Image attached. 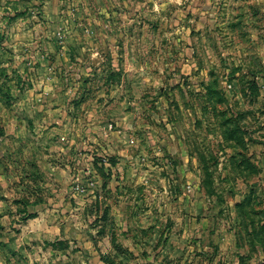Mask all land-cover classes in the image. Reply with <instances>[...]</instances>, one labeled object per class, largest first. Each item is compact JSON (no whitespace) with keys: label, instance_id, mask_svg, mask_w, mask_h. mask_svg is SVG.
<instances>
[{"label":"rangeland","instance_id":"obj_1","mask_svg":"<svg viewBox=\"0 0 264 264\" xmlns=\"http://www.w3.org/2000/svg\"><path fill=\"white\" fill-rule=\"evenodd\" d=\"M128 1L0 0V264H135L130 248L143 257L148 246L161 264H264L263 64L240 61L233 44L223 49L224 58L211 42L190 82L216 89L207 104L194 91L182 109L172 103L168 76L162 91L118 93L120 101L130 96L135 103L110 107L115 97L104 87L135 78L124 81L112 72L104 44L98 48L103 57L93 55L92 25L98 21L104 39L113 15L108 6L120 11ZM125 115L130 131L139 120L167 142L176 133L187 137L192 183L166 166L171 162L151 176L119 178L116 153L107 155L106 142L125 127L116 122ZM234 127L242 132L241 145L229 139ZM130 142L137 149L136 140ZM240 149L245 167L233 157ZM151 160L160 162L156 155ZM180 199L191 200L180 215L194 220L178 219L184 229L175 238L178 254L162 257L156 251L168 238L153 237L141 214L160 213L165 231L175 221L167 215L169 202H178L179 210ZM129 226L138 233L125 232Z\"/></svg>","mask_w":264,"mask_h":264},{"label":"crops","instance_id":"obj_2","mask_svg":"<svg viewBox=\"0 0 264 264\" xmlns=\"http://www.w3.org/2000/svg\"><path fill=\"white\" fill-rule=\"evenodd\" d=\"M129 2L131 0L124 2L120 11L114 10V6H108V13L113 15L105 23L104 39L98 34L100 27L98 21L92 25L97 36L96 42L92 45L95 51L93 55L103 57L99 54L98 48L104 44L107 50L105 56L112 62V72L119 74L124 81L126 77L127 79L132 76L135 78L126 83L116 85L111 83V87H104L106 92L111 93L112 98L115 97L110 107L125 108L135 103L130 96H125L120 101L121 97L116 95L118 93L150 92L156 87L162 91L167 87L163 78L167 80L168 76L172 78L170 88H172L173 97L175 96L172 103L179 105L181 109L183 103L189 105L192 102V97L189 95L191 92H200L201 95L205 92L203 86L190 82L199 73L197 62L203 61L204 56L208 59L211 42L217 41L223 57L227 54L223 49L233 44V53L240 58V61L247 59L259 61L264 66V0H138L136 4H129ZM114 14H117L119 19H113ZM119 61L122 62L121 65L116 63ZM149 61L158 62L161 66L152 70L146 63L144 65L142 63ZM161 62H164L165 67H162ZM201 73H203L202 69ZM98 91L102 92V89ZM161 100L162 97H159L154 102L155 105L160 104ZM127 117L128 115H125L117 119V124L125 127L113 131L112 138H107L106 142L111 148L107 155L110 156L111 151L116 153L118 161L115 168L120 174L119 178L126 180L127 177L130 178L131 173L138 178L143 174L151 176L153 172L163 169L162 165H166V162H171V166H166L172 168L174 172L179 168L183 179L192 183L191 179L195 177V174L189 163L193 154L190 145H187V137L176 133V138L172 135L173 142H167L158 137L155 130L148 131L149 126L146 127L139 120L138 128L133 126L132 131L139 129L140 134H131L130 122H125ZM175 119L179 125L178 117L176 116ZM177 125L172 122L170 129L177 130ZM130 138L133 141L136 140L135 148L137 149L130 146ZM122 141H128V146L123 147ZM148 143L152 145V150H147ZM155 155L160 159L157 160L160 161L158 164L152 160L150 162L151 157ZM166 155L170 157V160H164L163 157ZM174 162H178V166ZM152 182L154 181L150 179L149 184ZM117 184H124V182H117ZM189 201L191 200L180 201L179 210L176 207L178 202H169L170 209L167 215L175 221L173 226L165 231L166 226L163 230L160 229L161 220L164 221L160 213L141 214L142 221L154 227L153 237L164 233L168 238V245L160 246L156 251L159 255L162 254V257L169 255V258H172L178 254L175 238L178 236L179 229H183L179 227L178 219L185 222L194 220V218H188V216L185 218L180 215L183 206L188 205ZM151 203L154 206L160 204L157 197L153 198ZM194 224L195 222L191 224L193 228ZM145 227L146 225L142 226V229ZM130 228L131 226L125 228V232L132 235L138 233ZM153 250L152 246L146 247V253L141 257L137 249L130 248V251L138 257L135 264H161L155 259Z\"/></svg>","mask_w":264,"mask_h":264},{"label":"trees","instance_id":"obj_3","mask_svg":"<svg viewBox=\"0 0 264 264\" xmlns=\"http://www.w3.org/2000/svg\"><path fill=\"white\" fill-rule=\"evenodd\" d=\"M216 91V89L214 88L213 89V87H207V89H206V87H205V92H204V94L203 95H201V97H205V104H207L208 103V101H210V98L211 97H213V93ZM229 122V120H225L224 121V124H229L228 123ZM229 133L231 134V135H229V139H233V140H235L236 142H238L237 144L238 145H241V142H242V138L241 137H239V138H237L238 137V135L240 134L241 135V130H240V128L239 127H234V128H232V129H230L229 130ZM207 155H206V153H203L202 154V157H203V159L206 157ZM244 156V153H243V150H237V152L233 155V157L235 158V160H238L237 158H240L239 160H238V164H237V166H239V167H245V165H244V163H243V161L245 160L244 158H242ZM242 158V159H241ZM248 160H250V158H248ZM206 162L208 163V161H207V159H206ZM207 168V167H206ZM254 171L255 172H258L259 173V169L257 170V168H256V166H254ZM249 199V198H248ZM249 201V200H248ZM245 205V204H244Z\"/></svg>","mask_w":264,"mask_h":264}]
</instances>
